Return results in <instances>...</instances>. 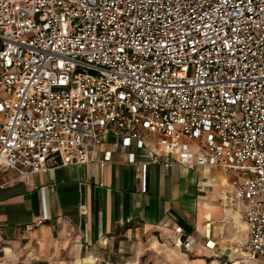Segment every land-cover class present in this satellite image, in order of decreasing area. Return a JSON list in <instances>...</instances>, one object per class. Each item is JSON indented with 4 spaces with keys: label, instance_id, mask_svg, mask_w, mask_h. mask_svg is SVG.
<instances>
[{
    "label": "built area",
    "instance_id": "built-area-1",
    "mask_svg": "<svg viewBox=\"0 0 264 264\" xmlns=\"http://www.w3.org/2000/svg\"><path fill=\"white\" fill-rule=\"evenodd\" d=\"M110 136L130 164L220 170L239 264L264 263V0H0V189L94 163Z\"/></svg>",
    "mask_w": 264,
    "mask_h": 264
},
{
    "label": "crops",
    "instance_id": "crops-1",
    "mask_svg": "<svg viewBox=\"0 0 264 264\" xmlns=\"http://www.w3.org/2000/svg\"><path fill=\"white\" fill-rule=\"evenodd\" d=\"M115 142L110 136L91 164L4 174L0 264H143L159 247H177L178 226L183 240H195L201 261L216 256L220 248L206 242L210 235L219 245L223 227L231 233L221 200L228 178L217 169L191 171L178 157L169 168L167 158L153 164L150 151L135 148L130 164ZM106 152L113 158L101 166Z\"/></svg>",
    "mask_w": 264,
    "mask_h": 264
},
{
    "label": "rangeland",
    "instance_id": "rangeland-1",
    "mask_svg": "<svg viewBox=\"0 0 264 264\" xmlns=\"http://www.w3.org/2000/svg\"><path fill=\"white\" fill-rule=\"evenodd\" d=\"M212 173L211 176L216 175L215 171ZM228 224L232 225V230L231 233L227 234L224 227L221 229L224 232V238H222L220 244L217 246L220 249L215 251V255L219 257L214 256L213 259L206 258L204 262L200 260L204 259V256L200 254L196 246L193 245L189 249L184 247L177 248L173 242H170L166 244L167 246L156 249V253L154 252L156 255L148 257L147 260H144L143 264H201V262L204 264H212V260H216L214 264H238L244 258L241 256V251L243 252L245 249L241 247L240 250L239 246H243L246 242V233L244 232V235L237 234L238 231L243 230V227H238L234 220L231 219V222H228ZM254 264L264 263L256 261Z\"/></svg>",
    "mask_w": 264,
    "mask_h": 264
},
{
    "label": "bare ground",
    "instance_id": "bare-ground-1",
    "mask_svg": "<svg viewBox=\"0 0 264 264\" xmlns=\"http://www.w3.org/2000/svg\"><path fill=\"white\" fill-rule=\"evenodd\" d=\"M226 183V180H224V184ZM227 217H226V221L227 222H231V219L234 220L237 224L238 227H243L242 231H238L237 234H243L245 232V224L243 223V221L241 220L240 216L237 213H232V212H226ZM236 233V232H235ZM241 237V236H240ZM245 244V243H244ZM243 244V246H244ZM243 246H239V248L243 247ZM238 250V249H237ZM240 252V251H239ZM244 251L241 252V256L243 255ZM239 264V262H238Z\"/></svg>",
    "mask_w": 264,
    "mask_h": 264
}]
</instances>
